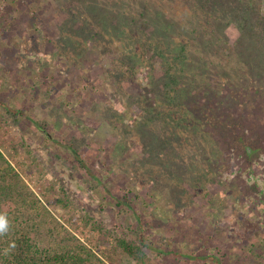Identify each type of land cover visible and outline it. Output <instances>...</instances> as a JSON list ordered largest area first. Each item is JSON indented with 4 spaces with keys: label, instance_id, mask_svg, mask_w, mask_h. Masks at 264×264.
<instances>
[{
    "label": "rangeland",
    "instance_id": "rangeland-1",
    "mask_svg": "<svg viewBox=\"0 0 264 264\" xmlns=\"http://www.w3.org/2000/svg\"><path fill=\"white\" fill-rule=\"evenodd\" d=\"M184 44L196 75L181 85L223 83L241 101L215 167L174 149L180 173L147 161L159 128L131 103L161 62L141 55L125 74L120 60ZM0 151L105 264H137L120 247L136 238L141 264H263L264 0H0ZM174 244L203 259L163 254Z\"/></svg>",
    "mask_w": 264,
    "mask_h": 264
},
{
    "label": "trees",
    "instance_id": "trees-1",
    "mask_svg": "<svg viewBox=\"0 0 264 264\" xmlns=\"http://www.w3.org/2000/svg\"><path fill=\"white\" fill-rule=\"evenodd\" d=\"M241 19L246 25L244 28L253 31L252 20L247 18L246 13ZM187 46L188 44L178 45L173 50L161 48L150 51V54L146 48L143 54L142 51L139 54L125 51L122 55L124 58L120 60L121 64L127 63L125 74L135 72V65L140 62L141 55L149 57L147 62L152 67L155 62H161L159 73L149 74V83L145 86L149 94L145 97H131V103H135L142 110L141 120L144 125L159 128L158 136H154L145 145L146 156L149 158L147 161L153 163L152 158L162 155L165 157V168L169 172L173 169L182 172L180 161L176 163L174 157L175 150L183 152L181 156H189L194 160L206 157L210 166L215 167L213 158L223 153L224 146L226 152V144H230L231 137L234 136L228 123L226 124V117L230 116L234 120L235 115L240 112V94V98H237L227 92L232 90L233 86L228 85L227 89L222 83L221 90H218L210 84L196 82L194 78L191 79L189 87L181 85L180 76H185L183 74L190 71L196 75L192 71L194 64H185L188 57ZM244 90L247 94L253 92L251 86H243L242 91ZM252 109H255L258 115V112H261L260 103L257 102ZM236 135L239 137L236 141L247 144L245 134ZM202 145L211 151L207 153ZM252 150L249 149L250 152ZM183 160L185 169L186 161ZM144 246L145 244L142 243L141 246L138 243L137 238L130 242L125 239L120 242V247L134 261H138L137 264L142 263ZM173 248L163 254L203 259L185 253V249L179 245L174 244ZM208 257L213 260V256ZM0 264H105L51 217L39 199L22 184L20 175L1 151Z\"/></svg>",
    "mask_w": 264,
    "mask_h": 264
}]
</instances>
